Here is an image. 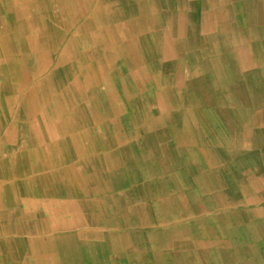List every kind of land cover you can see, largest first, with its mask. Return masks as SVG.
<instances>
[{
  "label": "crops",
  "instance_id": "obj_1",
  "mask_svg": "<svg viewBox=\"0 0 264 264\" xmlns=\"http://www.w3.org/2000/svg\"><path fill=\"white\" fill-rule=\"evenodd\" d=\"M12 1L92 26L45 106L0 77V264H264V0Z\"/></svg>",
  "mask_w": 264,
  "mask_h": 264
},
{
  "label": "bare ground",
  "instance_id": "obj_2",
  "mask_svg": "<svg viewBox=\"0 0 264 264\" xmlns=\"http://www.w3.org/2000/svg\"><path fill=\"white\" fill-rule=\"evenodd\" d=\"M36 1H39V0H36ZM98 1L100 2L99 4H102L103 2H105L103 0L101 1L98 0ZM14 3L15 1H12L11 3L8 4L11 9L10 12L13 13V18L8 21L0 18V77L2 79L3 78L12 79V85H11L12 89L9 90L7 93H5L4 101L8 109H11L15 106L13 102H15L17 98L20 99V101H23L22 104L19 102V104H21L22 110L24 107H27L30 110L34 108L38 109L40 107L45 106V104L49 103L50 98L52 97V91L50 89H47L48 87L43 88V85H42V84H46L48 81H51L50 74L51 73L53 74V72H55V69L51 68V72L48 73L49 72L48 68L50 67V64L53 62L54 59L56 60V58L62 62L69 60L70 58H73L74 61L82 60L84 58L83 54H85V52H79L80 50L75 51V45L77 44V42H79L77 41L79 33H87L88 31L85 32L86 29L90 30L92 25H90L89 23L90 21L89 18H86V20H84L82 23L81 22L77 23L78 20H76V24H75V21L73 20L68 23L65 22V24H63L62 27L59 24H54L53 22L52 24L53 26L56 27L55 29H59L60 32L62 33L60 40L55 42L53 39H50L47 36L46 34L47 31L46 33L44 32V29L49 28L48 24L50 22L46 24V21L41 18V14L43 13V11L44 10L46 11V9H44V6L42 4H35V6H33L34 7V11L32 10L33 16L30 15L28 16V18H23L20 14L17 13L16 10L13 9V7L15 6ZM84 8H85V5H84ZM8 30H14L16 35H12L11 33H9ZM67 34H69L70 37L66 41H64V37ZM108 35H109V38H112V35L110 33ZM61 43H63V46H62L63 50H61L60 53L58 51L56 52L55 50H57L58 46ZM29 60L32 61L31 62L32 64L30 67L26 66L27 65L26 62L27 61L29 62ZM70 70L71 69L69 68V71ZM82 70L84 71L85 69L82 67ZM27 83L29 84L28 86H27ZM3 84H4L3 86L5 87L9 86V84L7 85L6 81L3 82ZM26 102L28 103V105H25ZM47 128H48V125H47ZM252 128H254L253 132L256 133L257 132V130H255L256 127L254 126ZM235 133H236L235 131L229 130L228 134L230 136V139L234 138ZM9 139H13V133L10 130L4 133V136L0 139V143H4L6 140H9ZM251 139H252L251 135H249L248 132L245 133V130H243V135L242 137H240V139H238V141L241 143H248V142L251 143L250 141ZM254 140H258L260 141V143H263L264 137L256 136Z\"/></svg>",
  "mask_w": 264,
  "mask_h": 264
},
{
  "label": "rangeland",
  "instance_id": "obj_3",
  "mask_svg": "<svg viewBox=\"0 0 264 264\" xmlns=\"http://www.w3.org/2000/svg\"><path fill=\"white\" fill-rule=\"evenodd\" d=\"M145 53H147V54H150V52H148V51H147V52H145Z\"/></svg>",
  "mask_w": 264,
  "mask_h": 264
}]
</instances>
